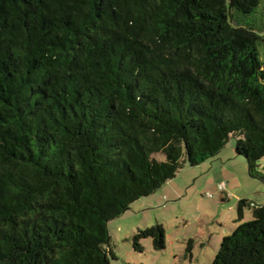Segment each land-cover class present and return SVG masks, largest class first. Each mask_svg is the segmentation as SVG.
<instances>
[{"label":"trees","instance_id":"16d2710c","mask_svg":"<svg viewBox=\"0 0 264 264\" xmlns=\"http://www.w3.org/2000/svg\"><path fill=\"white\" fill-rule=\"evenodd\" d=\"M260 1L0 0V264H111L108 223L232 138L264 182ZM252 209L212 264H264Z\"/></svg>","mask_w":264,"mask_h":264},{"label":"rangeland","instance_id":"374dc122","mask_svg":"<svg viewBox=\"0 0 264 264\" xmlns=\"http://www.w3.org/2000/svg\"><path fill=\"white\" fill-rule=\"evenodd\" d=\"M230 0H225L228 4ZM236 17L238 12L232 10ZM241 24L263 35L264 0L255 12L243 17ZM264 60V46L261 48ZM235 139L222 151L231 158L224 170L216 165L215 156L199 165L183 164L175 177L148 197L133 202L129 209L108 223L114 255L111 264H212L222 239L242 223L253 219L252 208H243L239 218L237 205L241 199L264 204V182L248 173L244 158L235 154ZM163 161L164 155L158 154ZM264 175V158L258 162ZM161 224L165 230V249L155 250L151 238L141 240L142 251L133 247L132 237L138 230ZM190 253L187 252L188 242ZM192 254V257H191Z\"/></svg>","mask_w":264,"mask_h":264},{"label":"crops","instance_id":"0c3cea01","mask_svg":"<svg viewBox=\"0 0 264 264\" xmlns=\"http://www.w3.org/2000/svg\"><path fill=\"white\" fill-rule=\"evenodd\" d=\"M235 151V149H234ZM237 156V155H236ZM228 155H223L222 151L219 152L218 157L215 158L212 163H211V168L213 169L214 166L216 165L219 169L224 170L228 164V161L231 160V158H228ZM166 184V183H165ZM164 184V185H165ZM159 190V189H158ZM148 197V196H147ZM140 200V199H139ZM241 200H246V199H241ZM247 201V200H246ZM261 206V204H257ZM263 205V204H262ZM192 257V254H191Z\"/></svg>","mask_w":264,"mask_h":264},{"label":"built area","instance_id":"2783aa9c","mask_svg":"<svg viewBox=\"0 0 264 264\" xmlns=\"http://www.w3.org/2000/svg\"><path fill=\"white\" fill-rule=\"evenodd\" d=\"M248 206H249L250 208H257V207H259V205H256V204L253 203V202H249V203H248Z\"/></svg>","mask_w":264,"mask_h":264}]
</instances>
